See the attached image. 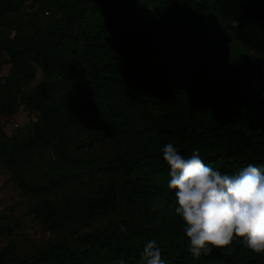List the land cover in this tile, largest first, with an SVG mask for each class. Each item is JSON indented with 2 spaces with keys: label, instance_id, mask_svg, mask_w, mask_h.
I'll use <instances>...</instances> for the list:
<instances>
[{
  "label": "trees",
  "instance_id": "trees-1",
  "mask_svg": "<svg viewBox=\"0 0 264 264\" xmlns=\"http://www.w3.org/2000/svg\"><path fill=\"white\" fill-rule=\"evenodd\" d=\"M70 9L63 28L37 39L23 34L17 0H0V30L7 32L0 38V60L10 66L0 80V113H12L37 62L44 78L59 76L64 93L49 100L50 88L40 85L20 98L25 109L37 113L28 143H39L55 158L72 163L71 128L95 129L121 151L105 168L118 175L81 196L41 200L31 209L43 232L57 236L67 229L77 248L59 240L5 263L142 264L144 245L155 239L165 264H209L187 250L184 221L175 214V190L167 188L169 168L160 150L166 143L184 155L199 148L204 162L224 173L250 163L264 171V74L257 73L256 80L262 93L247 89L212 112L192 100L208 82L194 67L201 53L208 50L204 58L218 64L213 35L202 38L209 9L227 39L264 57V0H73ZM122 22L139 29H115ZM81 96L93 100L88 114L78 109ZM139 118L143 124L134 125ZM0 139V157L14 163L23 143L1 130ZM121 204L127 210L124 220L87 232ZM211 253L210 264H264V252H252L239 237Z\"/></svg>",
  "mask_w": 264,
  "mask_h": 264
},
{
  "label": "rangeland",
  "instance_id": "rangeland-1",
  "mask_svg": "<svg viewBox=\"0 0 264 264\" xmlns=\"http://www.w3.org/2000/svg\"><path fill=\"white\" fill-rule=\"evenodd\" d=\"M73 0H17L21 7L22 32L26 36L45 39V34L55 27L63 28L64 19L69 16ZM13 18V17H11ZM207 28H202V38L212 36L216 41L214 56L223 72L208 63L203 55L194 67L203 73L207 83L201 84L192 94V100L205 113L212 112L219 103L233 100L239 93H247V89L262 93L256 84L257 73L264 74V57L244 49L239 43L227 39L222 26L212 9L208 11ZM206 25V24H205ZM204 27V26H203ZM115 29L134 32L137 24H115ZM82 30V29H81ZM80 32V30H78ZM7 34L0 30V38ZM80 39V37H79ZM81 45V42L78 43ZM193 46V45H192ZM190 49V48H189ZM34 77L17 95L12 113H0V130L11 140L23 143L24 149L15 155V161L26 160V166L10 164L7 157H0V260L2 264L11 257L22 259L40 248L59 240H65L70 246L77 248L67 237L65 229L57 236L43 232L39 221L33 219L30 212L41 200L52 202L88 193L98 184H104L117 177V172L106 170L114 165L121 151L114 147L95 129L71 128L72 145L68 155L72 163L55 158L49 149L39 143L29 144L32 127L37 122V113L24 108L20 99L28 96L38 86L47 85L49 100L56 101L63 93L59 76L44 78L37 62L32 64ZM10 71L6 59L0 60V80ZM250 73H252L251 76ZM93 100L86 97L78 99V109L88 114L93 107ZM152 108V107H151ZM152 112L159 110L152 108ZM161 110V109H160ZM141 118L134 125H142ZM1 140V139H0ZM0 146V152L3 149ZM127 210L121 204L115 213L98 219L87 232L99 230L105 224L124 220ZM121 228V227H120ZM215 255H201L199 258L209 263ZM0 263V264H1Z\"/></svg>",
  "mask_w": 264,
  "mask_h": 264
},
{
  "label": "clouds",
  "instance_id": "clouds-1",
  "mask_svg": "<svg viewBox=\"0 0 264 264\" xmlns=\"http://www.w3.org/2000/svg\"><path fill=\"white\" fill-rule=\"evenodd\" d=\"M160 151L169 168L167 188L175 190V214L184 221L187 250L194 258L230 245L234 237L243 238L252 252H264L260 167L250 163L235 173H224L206 164L199 148L184 155L176 145L166 143ZM140 258L142 264H165L155 239L144 245Z\"/></svg>",
  "mask_w": 264,
  "mask_h": 264
},
{
  "label": "crops",
  "instance_id": "crops-1",
  "mask_svg": "<svg viewBox=\"0 0 264 264\" xmlns=\"http://www.w3.org/2000/svg\"><path fill=\"white\" fill-rule=\"evenodd\" d=\"M2 264V263H1Z\"/></svg>",
  "mask_w": 264,
  "mask_h": 264
}]
</instances>
